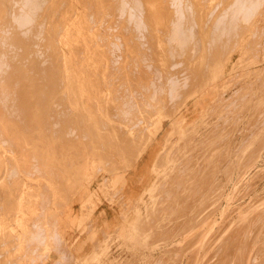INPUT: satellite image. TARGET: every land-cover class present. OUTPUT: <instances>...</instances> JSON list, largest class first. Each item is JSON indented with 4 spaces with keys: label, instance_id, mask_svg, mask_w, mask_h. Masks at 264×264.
Segmentation results:
<instances>
[{
    "label": "rangeland",
    "instance_id": "374dc122",
    "mask_svg": "<svg viewBox=\"0 0 264 264\" xmlns=\"http://www.w3.org/2000/svg\"><path fill=\"white\" fill-rule=\"evenodd\" d=\"M0 1L3 22L0 21L3 24H0V55H5L0 58V67L8 65L12 51L23 52L26 37H29L27 42L33 40L41 44L42 41L43 47H51L48 48L50 51L43 49L48 54L57 52L63 55L66 69L71 66V70L81 75L91 67L95 70L96 77L84 80L89 82L88 90L94 92L91 102L97 103L95 110L90 112L94 115L85 112L89 115L84 117L86 122L88 118L94 121L83 123L84 111L73 110L66 99L73 89L68 94L63 83H59L57 91L66 99L57 111L59 119L54 123L43 122V129L39 132H28L21 140L25 143L23 151L14 155L13 166L0 162L3 173L0 186L6 184L5 189L0 190V226L7 231L0 232V264H264V203L252 214L242 215L250 206L264 202V0H248L249 3L247 0H139L145 9L135 0L139 7H133H138V11L132 8V4L136 5L134 0L132 3L125 0L130 4L124 1L132 9H126L123 0H118L117 4L113 3L114 0H103L106 4L102 0H72L71 14H65L69 0H57L54 7L52 0H41L46 3L45 7L37 0H28V3H24L27 0L22 3L23 0H13L19 7L12 2L10 11L12 0ZM36 1L39 9L42 7L40 14L36 10ZM29 2L36 3V9ZM23 3L27 6L24 7ZM108 3L109 7H106ZM21 6L25 9L32 6L33 11L30 7V11H26L33 14L36 10L38 16L34 14L32 19L28 18ZM114 6L121 8L117 10ZM20 7L27 13H24L26 17L21 16L22 22H18L21 14L16 13ZM6 10L12 19L4 12ZM40 15L44 19L37 20H46L44 29H41L44 21L41 24L35 20ZM23 18L29 19L31 26L34 24L31 28L25 23L24 28V31L34 29L32 33L27 30L33 35H26L22 30ZM30 19L36 25L31 24ZM6 28L8 32H5ZM21 30L25 38L18 35ZM38 33L49 40H42L43 35L38 36ZM32 36H36L35 40L42 39L35 41L30 39ZM52 44L59 51L53 50ZM41 45L36 48L39 50ZM3 48H6V54ZM91 54L97 55L96 63L87 62ZM205 61L207 64L224 63L221 80H210L202 67ZM201 67L203 71H200ZM67 76L60 72V78L51 76L46 80H64ZM79 80L81 77L77 75V90L80 89ZM46 90L48 107L44 110L45 117L55 97L49 93L48 87ZM1 120L0 117V124ZM106 128L110 130L106 131ZM136 134H139L138 138H134ZM6 140L9 137L0 133V151L19 149L20 144ZM142 155L147 160L140 168ZM243 177L247 178L237 184ZM128 189L132 199L130 204L125 201H129ZM23 190H28L31 196L26 202L30 213L26 215L17 210L23 203L22 199L19 200ZM229 193L232 194L228 200L230 209L226 214L216 213L227 202L221 200L222 197ZM131 208L133 211L141 209L140 221L134 219ZM73 209H78L80 216L75 217ZM212 220L215 227L209 230L204 246H197L201 233L210 228ZM203 225L205 229H202Z\"/></svg>",
    "mask_w": 264,
    "mask_h": 264
},
{
    "label": "crops",
    "instance_id": "0c3cea01",
    "mask_svg": "<svg viewBox=\"0 0 264 264\" xmlns=\"http://www.w3.org/2000/svg\"><path fill=\"white\" fill-rule=\"evenodd\" d=\"M31 43V42H30ZM35 43V42H34ZM33 43V44H34ZM39 43V42H38ZM28 44V45H27ZM32 44V43H31ZM26 46H25V50H24V52H26V53H24V56H23V54H22V58H21V56H19V54H17V55H15V56H11V57H13V58H9V59H13V60H9L8 61V64L9 65H5L4 67H2L1 68V70H0V89L2 90V92H1V90H0V94L3 96V95H5L4 96V98L2 99V100H0V117H1V124H0V133H2V136L3 135H7L8 137H9V141L10 142H16L17 144H20V146H17V148L19 147V149L17 150H15V151H3V150H1L0 151V162L2 161V162H6V163H9V164H11V166H13V164L15 163V161H14V155H16V154H18V153H21V151H23V149H24V147H25V143H22L21 142V140L23 139V138H25L26 136H27V134H28V132H34V131H36V132H38V131H41L40 129H33L32 127L33 126H30V128H32V131H31V129L30 128H26V127H28L30 124H32L33 125V123H35L36 125H35V127H38V126H40V127H42L43 125H40V124H43V122H46V123H54V121L55 120H58L59 119V114H58V109H59V107H63V106H61V105H63V103L66 101V99H68V104L70 105V107H72L73 106V110H75V109H81L82 111H84L83 113H85V112H88L89 114H90V112H92V111H94L95 110V108L94 107H97V103L95 104V102L93 101V102H91V99H92V95H93V91L91 92V91H89L88 90V86H89V82L88 81H86V80H84V79H86V78H88L89 79V81H90V79L92 78V77H96L95 76V74H94V71L95 70H92L91 68H90V70H88V71H83V74L81 75V73H79L78 74V72H76V70H71V66H69L67 69H66V61H64V59H63V55L60 53H58L57 54V56L58 57H56V55L54 56V54H52L54 57H56L57 59H55V58H53L52 57V55L51 54H49V56H51L50 57V59H51V61H50V59H48V61L49 62H51L50 64H52V62H53V64H52V67H51V65L49 64V62L46 60L47 58L45 57V56H47L46 54H48V52L47 51H45L46 53L44 54V50H38L37 48H36V50L34 49V47H32V46H30L29 45V42L28 43H26L25 44ZM31 48V49H33V50H35V51H33V50H31V49H27V48ZM27 49V50H26ZM31 50V51H30ZM46 50H48V49H46ZM29 51V52H28ZM37 51H39V52H37ZM89 51H90V53H91V49H89ZM32 52H36V54L38 53H40V52H43L40 56L41 57H39V55H36V54H34L33 56H32ZM28 53V54H27ZM30 54V55H29ZM44 54V57L45 58H42L43 55ZM29 55V56H28ZM61 56V59L59 58L60 56ZM25 56H26V58H25ZM31 56V57H30ZM37 56H38V58H37ZM29 57V58H28ZM16 60H15V59ZM24 58V59H23ZM28 58V59H27ZM35 58H37L38 59V61H41L42 62V60L44 61V60H46V61H44V63L43 64H41L40 65V63L41 62H37V60L34 62V60H35ZM89 58V60L87 61V62H90V64L91 63H96L97 62V55H92L91 54V56L90 57H88ZM22 59V60H21ZM33 59V60H32ZM52 59H54L55 61L57 60V62H55L54 60L52 61ZM20 60V61H19ZM29 60V62H27ZM14 62V64H13V62ZM15 61H16V63H15ZM59 61H61V62H59ZM21 62L23 63V64H21ZM25 62V63H24ZM46 62V63H45ZM48 62V63H47ZM55 62V63H54ZM59 62V63H58ZM27 63H29V64H27ZM32 63H33V66L32 67H34V68H36L37 66H39V67H37V68H39V69H34V68H32L31 67V65H32ZM36 63V64H35ZM59 64V65H57V64ZM60 63H61V65H60ZM18 64V65H17ZM28 65V66H26V65ZM31 64V65H30ZM38 64V65H37ZM44 64H46V65H44ZM47 64H49V65H47ZM11 65V66H10ZM13 65V66H12ZM34 65H36V66H34ZM57 65V66H56ZM15 66V67H14ZM18 66H20V67H18ZM22 66V67H21ZM30 66V69H28V67ZM48 66H49V68L50 69H52L51 71H50V69L49 70H47L45 67H47L48 68ZM61 66V67H60ZM9 67V70L7 69ZM17 67V68H16ZM40 67H42V68H40ZM55 67H56V69H57V71L60 73V72H64V73H66V74H68V76H67V79H64L63 81V84H64V87H65V90L67 91V93L71 90V88L73 89V90H71V95H69V97L67 98L66 97V99H65V97H64V99L63 98H61V95H58L59 94V92L57 91V92H54L55 90H58V85H57V83L59 84V79L58 80H56V79H54L55 81H57V82H55V85H57L56 87H57V89H55V85H54V82H52L53 80H51V82H45V84H44V82L43 81H47V80H45V79H47L48 77H51L52 75H53V73H52V71H55L54 72V74H56L57 73V71H56V69H55ZM59 67L61 68V71H60V69H59ZM14 68V69H13ZM22 70H21V69ZM23 68H25V70L23 69ZM46 69V74H45V72H44V74H43V77H42V75H41V71L43 70V69ZM21 70V72L23 73H21L20 71H18V70ZM32 69V70H31ZM33 69H34V74H35V77L37 78V77H39V73H40V78H37V79H39L38 81H36V78L34 79V74L32 73V71H33ZM42 69V70H41ZM44 69V70H45ZM59 69V70H58ZM17 70V71H16ZM36 70V71H35ZM38 70H39V72H38ZM25 71V72H24ZM10 72H12L11 74H10ZM17 72H18V74L19 75H21V76H19L18 74H17ZM20 72V73H19ZM27 72L29 73V74H27ZM36 72L38 73L37 75H36ZM51 72V73H50ZM88 73L87 74V76L85 75V73ZM16 73V74H15ZM50 73V74H49ZM27 74V75H26ZM52 74V75H51ZM58 74V73H57ZM57 74H56V76H57ZM2 75H3V77L6 75V78L4 77V79H8V80H10V81H8V80H4L3 78H1L2 77ZM30 75V76H29ZM49 75V76H48ZM77 75L78 76H80L81 77V80H79V85H80V89L79 90H77L76 88H75V80H76V77H77ZM89 75V76H88ZM92 75V76H91ZM94 75V76H93ZM9 76V77H8ZM14 76H15V78H14ZM17 76H19V77H17ZM27 76V77H26ZM31 76H32V78H31ZM44 76H45V78H44ZM46 76H48L47 78H46ZM58 76H60V74H58ZM57 76V77H58ZM23 77H24V80L22 81V82H20V79L22 80L23 79ZM53 77V76H52ZM16 78H19V79H16ZM29 78H31V79H29ZM44 80H43V79ZM54 78H56L55 77V75H54ZM17 80H18V82H17ZM27 81L26 82V84H21V83H23L24 81ZM33 80V81H32ZM41 80H42V82H41ZM5 81V82H4ZM34 81H36L35 82V84H34ZM62 80H60V82H61ZM11 82V83H10ZM36 86V88L34 87V85H32V83ZM39 82H41L42 84H40ZM7 83V84H6ZM14 83V84H13ZM25 83V82H24ZM39 83V84H38ZM49 83H50V86H49ZM18 84H19V86H20V88H19V86H18ZM24 85V86H26V88L25 87H23V86H21V85ZM32 85L36 90L34 91V88H32V86L30 87L29 85ZM53 84V85H52ZM72 84H73V86H72ZM86 84H87V86H86ZM5 85H6V87H5ZM9 85V86H8ZM13 87H12V86ZM15 85V86H14ZM39 85V86H38ZM44 85V86H43ZM51 85H52V87H51ZM44 87V89H41V88H43ZM22 87H23V91L21 90L22 89ZM39 87V88H38ZM50 88L49 90H50V92L49 93H51V92H53L52 93V95H54L55 97L51 100V102H52V107L54 108V106H55V110L52 108H47L48 109V111H50L49 113H47L48 115H46V117H45V115H44V112L45 111H43V110H46V107H47V104H46V92H47V90H46V88ZM54 87V88H53ZM6 88H7V90H6ZM9 88V89H8ZM12 88V89H11ZM17 90H16V89ZM24 88H25V90H24ZM53 88V89H52ZM19 89V90H18ZM10 90V91H9ZM21 90V92H19ZM26 90H29V91H26ZM32 90H33V92H32ZM52 90H54V91H52ZM6 91H8V92H6ZM12 91V92H11ZM37 91H39L38 92V95H36L37 94ZM43 93H42V92ZM27 92H30L29 94L27 93ZM45 92V93H44ZM9 93V94H8ZM17 93V94H16ZM26 93V94H25ZM40 93H42L41 95H39ZM56 93H58L57 95H56ZM25 94V95H24ZM32 94H35V95H32ZM44 94V95H43ZM69 94V93H68ZM29 95H31V96H29ZM43 95V96H42ZM7 96V97H6ZM8 96H9V98H8ZM16 96H17V98H16ZM19 96V97H18ZM27 97V99L28 100H30V101H32V102H30V101H28L29 102V104L27 103H25L24 102V100L26 99L25 97ZM37 99L36 100V102H38V103H36V105L35 104H33L34 103V101H35V99H34V97ZM58 96V97H57ZM12 97H13V99H12ZM31 97V98H30ZM2 97H0V99H1ZM5 98L7 99V101H8V103L6 104V100H5ZM21 98H24L23 100H21ZM40 98H42V99H40ZM56 98V99H55ZM72 100H70V99ZM8 99H10V100H8ZM20 99V100H19ZM26 99V100H27ZM55 99V100H54ZM61 99V100H60ZM43 100V101H42ZM62 100H63V102H62ZM2 101V102H1ZM41 101V102H40ZM58 101V102H57ZM14 102H16V103H14ZM43 102V103H42ZM72 102V103H71ZM6 104V106L4 107V105ZM9 103H11V104H9ZM27 105V106H30V108L28 107V110H26L27 108V106L26 107H24V105L25 104ZM32 105H31V104ZM40 103V104H39ZM45 103V104H44ZM59 103L61 104L59 107H58V105H59ZM1 104H4V105H1ZM16 106H15V105ZM10 107H8V106ZM14 107H13V106ZM21 105V106H20ZM35 105V106H34ZM38 105V106H37ZM39 105H42V106H39ZM57 105V106H56ZM79 105V106H78ZM32 106H34L33 108H32ZM37 106V108L36 109H34L35 107ZM57 107H58V109H57ZM2 108V109H1ZM3 108H5V109H3ZM13 108V109H12ZM21 108H23V109H21ZM26 108V109H25ZM39 108V109H38ZM44 108V109H43ZM94 108V109H93ZM20 109V110H19ZM90 109V110H89ZM2 110H3V112H2ZM10 111V113H9V111ZM23 110V111H22ZM25 110H26V112H28V116H30V118L29 117H27V115L25 116V115H23V114H27L26 112H25ZM34 110V111H33ZM35 110H37L38 111V113H39V115H38V113H37V111H36V113H37V116H38V118H39V120H38V118H37V116H35ZM57 110V111H56ZM8 111V112H7ZM12 111V112H11ZM31 111V112H30ZM90 111V112H89ZM21 114H19V113ZM35 114H34V113ZM16 113H18V115H20V116H18ZM30 113V114H29ZM32 113V114H31ZM4 114V115H3ZM5 114H8L7 116L5 115ZM88 114V115H89ZM55 115V116H54ZM86 113H85V115L84 116H81V121L83 122V123H85V124H87V122L88 123H91V122H93L94 120H92V119H90V118H88V121L87 122H85V119H84V117H86V116H88ZM91 116H93L92 114H90ZM4 116H5V118H7V121H5L6 119H4ZM16 116V117H15ZM17 116L19 117L18 119H17ZM22 116H25V117H23L22 118ZM33 116H35V118L33 117ZM49 116H51L50 118H49ZM54 116V117H53ZM58 117V119H57V117ZM8 117L10 118V119H8ZM32 117V118H31ZM34 118V119H33ZM49 118V119H48ZM87 118V117H86ZM37 120V121H35V122H32V121H34V120ZM51 119V120H50ZM53 119V120H52ZM11 120V121H10ZM14 120H16V121H14ZM26 121V123L27 124H24L22 121ZM10 121V122H9ZM40 121V122H39ZM14 122V123H13ZM22 122V123H21ZM12 125H11V124ZM38 123V124H37ZM40 123V124H39ZM15 124V125H14ZM23 124V125H22ZM9 125H11V126H9ZM25 125V126H24ZM28 125V126H27ZM15 127H17V129L15 128ZM22 128H23V131H22ZM39 128V127H38ZM21 129V130H20ZM26 130V131H25ZM10 131H11V133H10ZM15 131V132H14ZM17 131V132H16ZM19 131H21L22 132V134L19 132ZM25 131V132H24ZM28 131V132H27ZM36 132H34V133H36ZM16 135H15V134ZM19 133H20V135H19ZM23 133H25V134H23ZM12 134L14 135V136H12ZM91 135V134H90ZM17 136V137H16ZM91 136H96L97 137V135H91ZM16 137V138H15ZM10 138H11V140H10ZM17 138H19V139H17ZM17 139V140H16ZM8 141V142H9ZM21 147H22V149H21ZM18 151V152H17ZM3 173H0V175H2ZM4 185V187H0V190H4L5 189V187H6V184H3ZM29 191L27 190V191H24L23 190V192L22 193H20L19 194V200H21L22 199V201H23V203H22V206L20 205L19 207H17V210L19 211H21V212H23V214L24 215H26L27 213H30V210L28 209V207H27V199H29L31 196L29 195V193H28ZM72 214L75 216V217H78L77 215H79L80 216V212H79V210L77 209V210H72ZM63 215H64V213H63ZM17 223H19V221L17 222ZM3 226H0V232H2L3 231ZM3 232H7V231H3ZM9 233V232H8Z\"/></svg>",
    "mask_w": 264,
    "mask_h": 264
},
{
    "label": "bare ground",
    "instance_id": "6f19581e",
    "mask_svg": "<svg viewBox=\"0 0 264 264\" xmlns=\"http://www.w3.org/2000/svg\"><path fill=\"white\" fill-rule=\"evenodd\" d=\"M4 1H5V0H4ZM4 1H3V3L5 4ZM15 1H16V0H15ZM17 1H18V0H17ZM17 1H16V2H17ZM19 1H20V0H19ZM24 1H25V0L21 1L20 3L24 2ZM30 1H35V0H30ZM37 1H40V2H41V0H37ZM37 1H36L37 4L34 3V2H33V3H32V2H29V4H30V3H31L32 5L34 4V8H35V4H36V5H38V9H39V2H37ZM47 1H48V0H47ZM67 1H68V0H67ZM73 1H75V0H73ZM73 1H72V0H69V2H68L69 5H68V7H67L68 9L65 11V14H68V13L71 14V3H70V2H73ZM87 1H89V0H87ZM90 1H91V0H90ZM93 1H94V0H93ZM93 1H92V2H93ZM102 1H103V0H102ZM117 1H118V0H116V2H115V0H114L113 3H116V4H117ZM121 1H122V0H121ZM124 1H125V0L122 1V2L124 3V5H125V2H126V3H129V1H128V2H127V1L124 2ZM134 1H135V0H134ZM136 1H137V0H136ZM136 1H135V2H136ZM158 1H159V0H158ZM163 1H164V0H163ZM179 1H180V0H179ZM192 1H193V0H192ZM232 1H233V0H232ZM244 1H245V0H244ZM0 2H1V1H0ZM7 2H8V1H7ZM9 2H10V0H9ZM12 2H13L14 4H16V3L12 0V1L10 2V5L12 4ZM48 2H49V1H48ZM51 2H52V5H53V7H54L55 4L57 3V0H52ZM62 2H63V1H62ZM85 2H86V1H85ZM106 2H109V1L106 0ZM111 2H112V1H111ZM118 2H120V1H118ZM138 2H139V0H138ZM140 2H141V4H143L142 1H140ZM140 2H139V5L142 7L143 5H141ZM166 2H167V1H166ZM172 2H173V1H172ZM222 2H223V1H222ZM235 2H236V1H235ZM245 2H246V1H245ZM245 2H244V3H245ZM247 2H248V0H247ZM251 2H252V1H250V3H251ZM1 3H2V2H1ZM20 3H19V5H20ZM24 3H28V0H27L26 2H24ZM24 3H23V6L26 7L27 5H26V4L24 5ZM41 3H43V1H42ZM41 3H40V4H41ZM64 3H65V1H64ZM83 3H84V2H83ZM90 3H91V2H90ZM100 3H101V1H100ZM103 3H105V1H103ZM131 3H132V0H131ZM164 3H165V2H163V4H164ZM175 3H176V2H175ZM177 3L179 4V2H177ZM184 3H185V2H184ZM223 3H224V2H223ZM242 3H243V2H242ZM248 3H249V2H248ZM253 3H254V1H253ZM253 3H252V4H253ZM14 4H13V5H14ZM45 4H46V3H45ZM45 4L43 3V4H42V7L47 6V5H45ZM47 4H48V3H47ZM105 4H106V3H105ZM109 4H110V3H108V6H106V5H105V6H106V7H109ZM118 4H119V3H118ZM129 4H130V3H129ZM129 4H126L127 6L125 5V6H126V9H127V7H128L129 9L131 8L130 6H128ZM158 4H159V3H158ZM199 4H200V3H199ZM203 4H204V3H203ZM231 4H232V2H231ZM236 4H237V2H236ZM238 4H241V3H238ZM10 5H9V6H10ZM16 5H17V7H19L18 4H16ZM16 5L13 6V7H14V10L16 9ZM21 5H22V4H21ZM43 5H45V6H43ZM87 5H88V3H87ZM120 5H121V4H120ZM133 5H134V7H135V6H138L137 2H136V5H135V4H132V8H134ZM160 5H161V3H160ZM183 5H184V4H183ZM185 5H186V4H185ZM232 5H233V4H232ZM232 5H231V6H232ZM243 5H244V4H242V6H243ZM249 5H250V4H249ZM255 5H256V4H255ZM255 5H253V7H254ZM0 6L2 7V5H0ZM3 6L5 7V5H3ZM23 6H21V7H23ZM40 6H41V5H40ZM64 6L66 7V3H65ZM121 6H122V8H123V4H122ZM125 6H124V7H125ZM169 6H170V5H169ZM188 6H190V5H189V2H187V7H188ZM199 6H200V5H199ZM246 6H247V5H246ZM246 6H245V7H246ZM256 6H257V5H256ZM21 7L19 8V10L22 9ZM24 7H23V8H24ZM29 7H30V6H29ZM29 7H27L28 9H25V8H24V11H26V10L28 11V10H29ZM31 7H32V6H31ZM31 7H30V8H31ZM42 7H41V8H42ZM48 7H49V6H48ZM48 7H47V8H48ZM90 7H91V6H90ZM92 7H93V6H92ZM111 7H112V5H111ZM114 7L117 8V10H118L120 6H114ZM138 7H139V6H138ZM138 7H137V9L139 10ZM175 7H176V6H175ZM234 7H235V6H234ZM5 8H7V7H5ZM41 8H40V9H41ZM63 8H64V7H63ZM120 8H121V7H120ZM132 8H131V9H132ZM143 8H144V6L142 7V9H143ZM224 8H225V7H224ZM230 8H231V7H230ZM230 8H229V10L231 11ZM240 8H241V7H240ZM243 8H244V6H243ZM243 8H242V9H243ZM258 8H259V7H258ZM0 9H1V8H0ZM3 9H4V8H3ZM3 9H2V10H3ZM11 9H12V5H11L10 9H8V10L10 11ZM35 9H36V8H35ZM38 9H36V10L39 12L40 9H39V10H38ZM50 9H51V8H50ZM52 9H53V8H52ZM52 9H51V10H52ZM92 9H93V8H92ZM112 9H113V8H112ZM123 9H124V8H123ZM134 9H136V8H134ZM137 9H136V10H137ZM140 9H141V8H140ZM144 9H145V8H144ZM178 9H179V8H178ZM183 9H184V7H183ZM227 9H228V8H227ZM232 9H233V7H232ZM255 9L257 10V8H255ZM2 10H1V11H2ZM17 10H18V8H17ZM17 10H16V11H17ZM19 10H18L17 12H16V11H13V13L16 12V13L19 14V15L21 14V15L19 16V15H16V13H15L16 16H19V17H20V19H21V16H22V17H26V14H27L28 12L26 11V12H27V13H26V12L20 10L21 12H23V14H22V13H20ZM31 10H32V8H31ZM36 10H35V11H36ZM46 10H47V9H46ZM87 10H88V8H87ZM109 10H110V9H109ZM117 10H116V12H117V14H118L119 12H118ZM138 10H137V11H138ZM169 10H170V9H169ZM181 10H182V9H181ZM236 10H237V9H236ZM240 10H241V9H240ZM9 11L6 10V11H4V12H7L8 14L6 13V15H9ZM29 11H30V10H29ZM32 11H33V10H32ZM35 11H34L33 14H32V13L30 14V12H29L28 14H30V16H28V14H27V17L29 18V17H31V15L33 16L34 14H36L37 11H36V12H35ZM52 11H53V10H52ZM91 11H92V10H91ZM107 11H108V10H107ZM107 11H106V12H107ZM113 11H115V10H113ZM140 11H141V10H140ZM140 11H139V12H140ZM234 11H235V10H234ZM244 11H245V10H244ZM247 11H248V10H247ZM247 11H246V12H247ZM18 12H19V13H18ZM46 12H47V11H46ZM62 12H63V10H61V13H62ZM108 12H109V11H108ZM120 12L122 13V11H120ZM139 12H138V13H139ZM187 12H188V11H187ZM223 12H224V11H223ZM236 12H238V11H236ZM236 12H235V13H236ZM252 12H253V11H252ZM0 13H2V12H0ZM24 13H26V14H24ZM42 13H43V12H41V14H42ZM48 13H49V12H48ZM124 13H125V12H124ZM142 13H143V12H142ZM161 13H162V12H161ZM161 13H159V14H161ZM173 13H174V12H173ZM175 13H176V12H175ZM178 13H179V12H178ZM184 13H185V12H184ZM231 13H232V12H231ZM243 13H245V12H243ZM243 13H242V14H243ZM247 13H248V12H247ZM38 14H40V12H39ZM107 14H108V13H107ZM122 14H123V13H122ZM129 14H131V13H129ZM129 14H128V15H129ZM134 14H136V13H134ZM134 14H131V15L133 16ZM179 14H180V13H179ZM179 14H177V15L179 16ZM187 14H188V13H187ZM190 14H191V13H190ZM193 14H194V13H193ZM225 14H226V12H225ZM0 15H1V14H0ZM4 15H5V14H4ZM4 15H3V16H4ZM6 15H5V16H6ZM15 15H14V16H15ZM53 15H54V14H53ZM55 15H56V14H55ZM57 15H58V14H57ZM72 15H73V14H72ZM72 15H70L69 19L72 18V17H71ZM87 15H88V14H87ZM90 15H91V14H90ZM99 15H100V13H99ZM112 15H113V13H112ZM124 15H125V14H124ZM182 15H183V14H182ZM188 15H189V14H188ZM229 15H230V14H229ZM233 15H234V14H233ZM233 15H232V19H233ZM5 16H4V17H5ZM9 16H10V15H9ZM9 16H6V17H9ZM34 16H38V15L36 14V15H34ZM91 16H92V15H91ZM115 16H116V15H115ZM193 16H195V15H193ZM222 16H223V15H222ZM239 16H240V15H239ZM41 17L43 18V16L40 15V17H36L35 20L40 22L39 19H40ZM45 17H46V16H45ZM52 17H53V16H52ZM86 17H87V16H86ZM124 17H125V16H124ZM129 17H130V15H129ZM137 17H138V16H137ZM145 17H146V15H145ZM187 17H189V16H187ZM196 17H197V16H196ZM196 17H195V18H196ZM230 17H231V15H230ZM230 17H229V19H230ZM243 17H244V16H243ZM247 17H248V16H247ZM0 18H1V17H0ZM13 18H14V17H13ZM32 18H33V17H31V19H32ZM37 18H39V19L37 20ZM56 18H57V17H56ZM90 18H91V17L89 16V21L91 20ZM104 18H105V17H104ZM106 18H107V17H106ZM121 18H122V17H121ZM134 18H135V16H134ZM134 18H133V19H134ZM158 18H159V17H158ZM220 18H221V17H220ZM244 18H245V17H244ZM248 18H249V17H248ZM9 19H12V17L10 16ZM9 19H8V21H9ZM17 19H18V18H17ZM23 19H24V18H23ZM31 19H30V21H32L31 24L35 23L34 20H31ZM43 19H44V18H43ZM43 19H41V21H42ZM46 19H47V18H46ZM49 19H50V18H49ZM86 19H88V17H87ZM113 19H114V18H113ZM125 19H128V21H129L130 18H125ZM133 19H132V20H133ZM151 19L153 20V18H151ZM160 19H162V18H160ZM229 19H228V20H229ZM234 19H235V18H234ZM241 19H242V16H241ZM246 19H247V18H246ZM1 20H2V19H0V21H1ZM6 20H7V18H6ZM6 20H4V21L7 22V24H8L9 22L6 21ZM28 20H29V19H28ZM28 20L26 21V18L23 20V22L25 21L24 24L22 23L23 26H24V27H22V28H23V29H22L23 31H24V28H26V27H25V26H26L25 23L28 24V25H30ZM108 20H109V19H108ZM119 20H120V19H119ZM119 20H117V21H119ZM130 20H131V19H130ZM180 20H181V19H180ZM182 20H183V19H182ZM182 20H181V21H182ZM184 20H186V19H184ZM208 20H209V19H208ZM220 20H221V19H220ZM230 20H231V19H230ZM247 20H248V19H247ZM14 21H15V19H14ZM43 21H44V20H43ZM43 21H42V22H43ZM48 21H49V20H48ZM146 21H147V20H146ZM175 21H176V20H175ZM187 21H188V20H187ZM192 21H193V19H192ZM231 21H232V20H231ZM237 21H238V20H237ZM241 21H242V20H241ZM249 21H250V20H249ZM5 22H4V24H6ZM15 22H16V21H15ZM15 22H14V23H15ZM18 22H22V19H21L20 21H18ZM39 22H38V23H39ZM42 22H40V23L42 24ZM45 22H46V20H45L44 23L42 24V25H43L42 28L39 27V29H40V28H41V29H44L43 27H45V25H46ZM49 22H50V21H49ZM54 22H55V20H54ZM93 22H94V21H93ZM144 22H145V21H144ZM168 22H169V21H168ZM173 22H174V21H173ZM184 22H185V21H184ZM189 22H191V21L189 20ZM246 22H247V21H246ZM1 23H3V22L1 21ZM1 23H0V24H1ZM55 23H56V22H55ZM91 23H92V22H91ZM91 23H89V24H91ZM105 23H106V21H105ZM121 23H122V22H121ZM130 23H131V22H130ZM136 23H138V22H136ZM164 23H165V22H164ZM186 23H187V22H186ZM232 23H233V22H232ZM15 24H16V23H15ZM19 24H20V23H19ZM19 24H18V25H19ZM41 24H40V26H41ZM106 24H107V23H106ZM114 24H115V23H114ZM123 24H124V23H123ZM179 24H180V23H179ZM182 24H183V23H182ZM1 25H3V24H1ZM12 25H13V24H12ZM18 25H17V26H18ZM33 25H34V24H33ZM33 25H32V26L30 25L31 28L33 27ZM35 25H36V23H35ZM101 25H102V23H101ZM104 25H105V24H104ZM111 25H112V24H111ZM126 25H127V24H126ZM135 25H136V24H135ZM150 25H151V24H150ZM211 25H212V24H211ZM220 25H221V24H220ZM8 26H9V24H8ZM8 26H7V27H8ZM20 26H22V25H20ZM20 26H19V27H20ZM38 26H39V24H38ZM128 26H129V25H128ZM144 26H145V24H144ZM162 26H163V25H162ZM162 26H161V27H162ZM185 26H186V25H185ZM185 26H184V27H185ZM232 26H233V25H232ZM0 27H1V26H0ZM27 27H29V26H27ZM102 27H103V26H102ZM107 27H108V26H107ZM114 27H115V26H114ZM116 27H117V24H116ZM149 27H150V26H149ZM168 27H169V26H168ZM178 27H179V26H178ZM224 27H225V26H224ZM243 27H244V26H243ZM36 28H38V27L35 26V29H36ZM233 28H234V27H233ZM237 28H238V27H237ZM244 28H245V27H244ZM9 29H10V28H9ZM18 29H19V28H18ZM18 29L16 28V30H18ZM20 29H21V27H20ZM20 29H19V30H20ZM29 29H30V28H29ZM39 29H38V30H39ZM60 29H61V27H60ZM115 29H116V28H115ZM126 29H127V27H126ZM130 29H131V28H130ZM185 29H186V28H185ZM209 29H210V28H209ZM226 29H228V27H227ZM6 30H7V31H5V32H8V29H7V28H6ZM11 30H12V29H11ZM14 30H15V29H14V25H13V31H14ZM22 30H21V31H22ZM27 30H28V29H27ZM27 30H26V31H27ZM32 30L35 31L34 29H32ZM32 30H31V31H32ZM131 30H132V29H131ZM162 30H163V29H162ZM176 30H177V29H176ZM180 30H181V29H180ZM243 30H244V29H243ZM0 31H1V29H0ZM2 31H3V30H2ZM23 31H22L21 33H20V31H18V32L20 33V34H19V33L17 32L18 35H19V36L21 35V37H22ZM26 31H24V33H25L26 35H33V34H31L32 32H31L30 30H28V31L31 32V33L29 32L30 34L28 33V31H27V33H28V34H27ZM39 31H40V30H39ZM50 31H52V30H50ZM57 31H58V29H57ZM108 31H110V30H108ZM139 31H140V29H139ZM142 31H143V30H142ZM145 31H146V30H145ZM159 31H160V30H159ZM188 31H189V30H188ZM188 31H187V32H188ZM218 31H219V30H218ZM9 32H10V31H9ZM37 32H38V31H37ZM134 32H135V31H134ZM165 32H166V31H165ZM168 32H169V31H168ZM223 32H224V31H223ZM226 32H227V31H226ZM0 33H2V32H0ZM11 33H12V31H11ZM42 33H43V32H42ZM106 33H107V32H106ZM185 33H186V32H185ZM202 33H203V32H202ZM34 34H35V33H34ZM39 34H40V33H38V36H40V35L42 36V35H43V38H44V39H42L41 37H38L37 40H39V38H40V40H41V39H42V40H45V39H46V36H45L44 34H40V35H39ZM58 34H59V33H58ZM162 34H163V33H162ZM165 34H166V33H165ZM169 34H170V33H169ZM224 34H226V33H224ZM227 34H228V33H227ZM0 35H1V34H0ZM3 35H4V33H3ZM16 35H17V34H16ZM35 35H37V33H36ZM131 35H132V33H131ZM137 35H138V34H137ZM143 35H144V34H143ZM230 35H231V34H230ZM12 36H13V35H12ZM19 36H18V37H19ZM123 36H124V35H123ZM144 36H145V35H144ZM0 37H1V36H0ZM5 37H6V36H5ZM16 37H17V36H16ZM16 37L14 36L15 39H18V38H16ZM25 37H26V36H25ZM25 37H24V35H23L22 38H25ZM35 37H36V36H35ZM35 37L32 36L30 39H33V38H34V40H35ZM55 37H57L56 34H55ZM55 37H53V38L55 39ZM138 37H139V36H138ZM147 37H148V36H147ZM172 37H173V36H172ZM174 37H176V36H174ZM184 37H185V36H184ZM217 37H218V36H217ZM9 38H10V36H9ZM22 38H20V41L23 40ZM28 38H29V37H28ZM28 38L26 37V39H25V42H26V43H28V42H27V41H28V40H27ZM166 38H167V37H166ZM189 38H190V37H189ZM206 38H207V37H206ZM228 38H229V36H228ZM1 39H2V37H1ZM4 39H5V38H4ZM4 39H3V40H4ZM12 39H13V38H12ZM123 39H124V38H123ZM172 39H173V38H172ZM219 39H220V38H219ZM3 40H2V41H3ZM9 40H10V39H9ZM26 40H27V41H26ZM37 40H35V41H37ZM46 40H47V39H46ZM48 40H49V39H48ZM48 40H47V41H48ZM110 40H111V39H110ZM128 40H129V39H128ZM136 40H137V39H136ZM141 40H142V39H141ZM166 40H167V39H166ZM175 40H176V39L174 38V41H175ZM177 40H178V39H177ZM185 40H186V39H185ZM7 41H8V39H7ZM29 41H31V43H32L33 46H35L34 44L37 45V43H38V41H37V43H36V42L34 43L33 40H29ZM50 41H51V40H50ZM54 41H55V40H54ZM169 41H170V40H169ZM220 41H221V39H220ZM3 42H6V41H3ZM10 42H12V41H10ZM10 42H7V43H10ZM13 42H16V40H14ZM44 42H45V41H44ZM44 42H43V43H44ZM129 42H130V41H129ZM138 42H139V41H138ZM210 42H211V41H210ZM218 42H219V40H218ZM18 43H19V42H17V44H18ZM31 43L29 42V45H30V46H32ZM33 43H34V44H33ZM39 43H40V42H39ZM39 43H38V44H39ZM51 43H52V42H51ZM54 43H55V42H54ZM132 43H133V42H132ZM183 43H184V42H183ZM216 43H217V42H216ZM0 44H1V43H0ZM4 44H5V43H4ZM12 44H13V43H12ZM19 44H20V43H19ZM21 44H22V43H21ZM41 44H42V41H41ZM41 44H39V45H41ZM130 44H131V43H130ZM138 44H139V43H138ZM171 44H172V42H171ZM174 44H176V43H174ZM187 44H188V43H187ZM207 44H208V43H207ZM6 45H7V46H10V44H6ZM6 45H5V47H7ZM27 45H28V44H27ZM39 45H38V46H35L34 49L36 50V47L39 48V47H40ZM44 45H45V44H44ZM47 45H49V43H47ZM47 45H46V46H47ZM127 45H128V43H127ZM139 45H140V44H139ZM151 45H152V44H151ZM176 45H177V44H176ZM24 46H25V45H24ZM51 46H52V49H53V50H54V49L56 50L57 47H56V48H53V46H55V44H52ZM110 46H113V45H110ZM119 46H121V45H119ZM131 46H132V44H131ZM172 46H173V45H172ZM10 47H11V46H10ZM10 47H9V48H10ZM22 47H23V46H22ZM42 47H43V46L41 45V48H40V49L43 50V49L45 48V46H44L43 48H42ZM73 47H74V46H73ZM115 47H116V46H115ZM115 47H114V48H115ZM136 47H137V46H136ZM0 48H1V47H0ZM14 48H15V46H14ZM48 48H51V47L49 46ZM48 48H45V49H48ZM74 48H75V47H74ZM116 48H117V47H116ZM119 48H121V47H119ZM5 49H6V48H5ZM5 49L3 48V50H5ZM11 49H12V47H11ZM11 49H10V50H11ZM27 49H31V48L28 47ZM27 49H26V50H27ZM40 49H39V50H40ZM76 49H77V48H76ZM76 49H75V50H76ZM133 49H134V48H133ZM182 49H183V47H182ZM17 50H18V49H17ZM24 50H25V49H22V51H23L22 53H20L21 51H19V50H18V51H12L11 53H12L13 56L19 54V56H21V58H22V54H23V56H24V53H26V52H24ZM31 50H33V49H31ZM31 50H30V51H31ZM35 50H33V51H35ZM42 50H41V51H42ZM169 50H170V49H169ZM169 50H168V51H169ZM204 50H205V48H204ZM1 51H2V49H1ZM47 51H50V49L47 50ZM56 51H59V50H56ZM138 51H139V50H138ZM146 51H147V50H146ZM163 51H164V50H163ZM168 51H167V52H168ZM170 51H171V50H170ZM4 52H5V54L7 53L6 50H5ZM4 52H2V53L4 54ZM28 52H29V51H28ZM37 52H39V51H37ZM43 52H44V54L46 53L45 50H44ZM43 52H40L39 54L41 55ZM206 52H207V51H206ZM206 52H205V53H206ZM8 53H10V52H8ZM33 53H34V52L31 53L32 56H33L34 54H36V52H35L34 54H33ZM56 53H57V52H56ZM56 53L54 52V56H55ZM0 54H1V52H0ZM27 54H28V53H27ZM39 54L37 53L36 55H39ZM44 54L42 55V56H43L42 58H45V57L47 58V57H48V58L46 59V60L48 61V59H50V57H51V56H49L50 53H49V54H46L47 56H45V57H44ZM52 54H53V53H51V55H52ZM228 54H229V53H228ZM248 54H249V53H248ZM1 55H2V54H1ZM1 55H0V58H2V57L5 56V55H4V56L1 57ZM7 55H8V54H7ZM9 55H10V54H9ZM12 55H11V56H12ZM29 55H30V54H29ZM29 55H28V56H29ZM40 55H39V57H41ZM111 55H112V54H111ZM137 55H138V54H137ZM146 55H147V54H146ZM168 55H169V54H168ZM11 56H10V58H13V57H11ZM34 56H35V55H34ZM54 56L52 55L53 58L57 59V58H56V57H58L57 54H56V57H54ZM59 56H60V55H59ZM169 56H170V55H169ZM213 56H214V55H213ZM8 57H9V56H8ZM8 57H7V58H8ZM30 57H31V56H30ZM35 57H36V56H35ZM138 57H140V56H138ZM25 58H26V56H25ZM28 58H29V57H28ZM28 58H27V59H28ZM37 58H38V56H37ZM37 58H35L34 62H35L36 60H37V62H41V61H38ZM59 58L61 59V56H60ZM111 58H112V57H111ZM115 58H116V57H115ZM136 58H137V57H136ZM141 58H142V57H141ZM146 58H147V56H146ZM146 58H144V59H146ZM171 58H172V57H171ZM14 59H15V58H14ZM23 59H24V58H23ZM204 59H205V57H204ZM2 60H3V59H2ZM5 60H6V59H5ZM8 60H13V59H8ZM15 60H16V59H15ZM21 60H22V59H21ZM32 60H33V59H32ZM46 60H44V61H46ZM53 60H54V59H52V61H53ZM57 60H58V59H57ZM57 60H56V61L54 60V61L57 62ZM111 60H112V59H111ZM122 60H123V59H122ZM128 60H129V59H128ZM213 60H214V59H213ZM19 61H20V60H19ZM44 61L42 60L43 63H44ZM50 61H51V59H50ZM114 61H115V60H114ZM114 61H113V62H114ZM12 62H13V61H12ZM27 62H29V60H28ZM42 62L40 63V65L43 64ZM48 62H49V61H48ZM48 62H47V63H48ZM55 62H54V63H55ZM59 62H61V61H59ZM59 62H58V63H59ZM115 62H116V61H115ZM133 62H134V61H133ZM136 62H137V61H136ZM143 62H144V61H143ZM205 62H206V61H205ZM219 62H220V61H219ZM1 63H2V62H1ZM15 63H16V61H15ZM24 63H25V62H24ZM45 63H46V62H45ZM50 63H51V62H49V64H50ZM207 63H208V61H207L206 63L203 62V64H202L203 66H202V67H204L205 71H207V74H208L210 80L213 79L215 82H218L219 80H221L222 78H220V76H222V75H221V74H222L221 72H222V70H223L224 63L221 62L222 64H220V65H219V63H216V64H212V63L207 64ZM6 64H8V63H6ZM13 64H14V62H13ZM21 64H23V63L21 62ZM27 64H29V63H27ZM35 64H36V63H35ZM49 64H47V65H49ZM52 64H53V62H52ZM52 64H50L51 67H52ZM56 64H57V63H56ZM112 64H113V63H112ZM135 64H136V63H135ZM166 64H167V63H166ZM174 64H175V63H174ZM205 64H206V65H205ZM8 65H9V64H8ZM17 65H18V64H17ZM25 65H26V64H25ZM30 65H31V64H30ZM37 65H38V64H37ZM44 65H46V64H44ZM57 65H59V64H57ZM57 65H56V66H57ZM60 65H61V63H60ZM128 65H129V64H128ZM198 65H199V64H198ZM10 66H11V65H10ZM12 66H13V65H12ZM26 66H28V65H26ZM32 66H33V63H32V65H31V67H32ZM34 66H36V65H34ZM41 66H42V65H41ZM54 66H55V65H54ZM54 66H53V67H54ZM142 66H143V65H142ZM147 66H149V65H147ZM2 67H4V66H2ZM2 67H0V70H1ZM14 67H15V66H14ZM18 67H20V66H18ZM21 67H22V66H21ZM37 67H39V66H37ZM37 67H36V68L32 67V68H34V69H39V68H37ZM42 67H43V66H42ZM42 67H40V68H42ZM51 67H50V68H51ZM53 67H52V68H53ZM60 67H61V66H60ZM60 67H59V69H60V71H61V68H60ZM124 67H125V66H124ZM132 67H133V66H132ZM136 67H138V65H137ZM175 67H176V66H175ZM202 67H201V69H202ZM16 68H17V67H16ZM45 68H46L47 70L50 69L49 66H48V68H47V67H45ZM45 68H44V69H45ZM134 68H135V67H134ZM154 68H155V67H154ZM7 69L9 70V67H8ZM13 69H14V68H13ZM20 69H21V68H20ZM20 69H19L18 71L21 72L22 69H21V70H20ZM23 69L25 70V68H23ZM28 69H30V66L28 67ZM34 69H33L32 73L34 72ZM44 69H43V70L41 69V70H42V71H41V75H42V77H43L44 72L46 71V69H45V70H44ZM55 69H56V67H55ZM59 69H58V70H59ZM130 69H131V68H130ZM155 69H156V68H155ZM201 69H200V71H203V69H202V70H201ZM31 70H32V69H31ZM51 70H52V69H50V71H51ZM109 70H110V69H109ZM143 70H144V69H143ZM16 71H17V70H16ZM35 71H36V70H35ZM43 71H44V72H43ZM56 71H57V69H56ZM115 71H116V70H115ZM144 71H145V70H144ZM154 71H155V70H154ZM157 71H158V70H157ZM20 72H19V73H20ZM24 72H25V71H24ZM38 72H39V70H38ZM54 72H55V71H52L53 75L51 74V75L53 76V78H54V75H55V77H57L58 74H60V73L57 71L58 74L56 73V74H57V76H56V74H54ZM130 72H131V71H130ZM132 72H133V71H132ZM158 72H159V71H158ZM0 73H1V72H0ZM11 73H12V72H10V74H11ZM21 73H22V72H21ZM34 73H35V72H34ZM34 73H33V74H34ZM42 73H43V74H42ZM50 73H51V72H50ZM50 73H49V74H50ZM135 73H137V72L135 71ZM194 73H195V72H194ZM201 73H202V72H201ZM205 73H206V72H205ZM15 74H16V73H15ZM17 74H18V72H17ZM22 74H23V73H22ZM27 74H29V73L27 72ZM27 74H26V75H27ZM37 74H38V73L36 72V75H37ZM45 74H46V72H45ZM45 74H44V75H45ZM108 74H109V73H108ZM203 74H204V73H203ZM0 75H1V74H0ZM18 75H19V74H18ZM111 75H112V74H111ZM117 75H118V74H117ZM133 75H134V74H133ZM19 76H21V75H19ZM19 76H17V77H19ZM29 76H30V75H29ZM37 76H38V75H37ZM48 76H49V75H48ZM48 76H46V78H47ZM137 76H138V75H137ZM143 76H144V75H143ZM155 76H156V75H155ZM190 76H191V75H190ZM192 76H193V75H192ZM208 76H207V77H208ZM4 77L6 78V76H4ZM4 77H3V75H2L1 78L4 79ZM8 77H9V76H8ZM26 77H27V76H26ZM58 77L60 78V76H58ZM107 77H108V75H107ZM178 77H179V76H178ZM184 77H186V76H184ZM14 78H15V76H14ZM19 78H20V77H19ZM19 78H16V79H19ZM31 78H32V76H31ZM31 78H29V79H31ZM35 78H36V77H35V74H34V79H35ZM37 78H40V73H39V77H37ZM37 78H36V81L39 80V79H37ZM44 78H45V76H44ZM61 78H62V77H61ZM143 78H144V77H143ZM155 78H156V77H155ZM158 78H159V77H158ZM186 78H187V77H186ZM8 79H9V78H8ZM8 79H4V80H8ZM40 79H41V78H40ZM42 79H43V78H42ZM123 79H124V78H123ZM150 79H151V78H150ZM0 80H1V79H0ZM23 80H24V77H23L22 80L20 79V82H22ZM43 80H44V79H43ZM45 80H46V79H45ZM52 80H53L52 82H54V85H55V82H57V81H55L54 79H52ZM56 80H58V79H56ZM116 80H117V79H116ZM154 80H155V79H154ZM206 80L209 81V79H207V78H206ZM206 80L204 79V81H206ZM8 81H10V80H8ZM32 81H33V80H32ZM36 81H34V84H35ZM39 81H40V80H39ZM58 81H59L60 84H61V82H62V83L64 82L63 80L60 82V79H59ZM2 82H3V81H2ZM2 82H1V83H2ZM4 82H5V81H4ZM17 82H18V80H17ZM24 82H25V83H24ZM24 82L21 83V84H26L27 81L25 80ZM41 82H42V80H41ZM41 82H39V83L42 84ZM43 82H44V84H45V82L47 83V81H43ZM48 82H51V81H48ZM123 82H124V81H123ZM202 82H203V81H202ZM1 83H0V84H1ZM10 83H11V82H10ZM31 83H32V82H31ZM39 83H38V84H39ZM92 83H93V82H92ZM107 83H108V82H107ZM109 83H110V81H109ZM170 83H171V82H170ZM206 83H207V82H206ZM226 83H227V82H226ZM2 84H3V83H2ZM6 84H7V83H6ZM13 84H14V83H13ZM21 84H20V85H21ZM34 84L32 83V85H34ZM47 84H48V83H47ZM156 84H157V83H156ZM199 84H200V83H199ZM32 85L30 84L29 86L31 87ZM52 85H53V84H52ZM52 85H51V87H52ZM57 85H58V83H57ZM57 85H55V86H57ZM63 85H64V84H63ZM152 85H153V84H152ZM154 85H155V84H154ZM159 85H160V84H158V86H159ZM201 85H202V84H201ZM207 85H208V84H207ZM8 86H9V85H8ZM11 86H12V85H11ZM14 86H15V85H14ZM18 86H19V84H18ZM21 86H23V87L26 88V86H24V85H21ZM38 86H39V85H38ZM43 86H44V85H43ZM43 86H42V87H43ZM49 86H50V83H49ZM61 86H62V85H61ZM96 86H97V85H96ZM132 86L134 87V85H132ZM169 86H170V85H169ZM173 86H174V85H173ZM175 86H176V85H175ZM5 87H6V85H5ZM12 87H13V86H12ZM23 87H22V89H21L22 91H23ZM34 87L36 88L35 85H34ZM34 87L32 86V88H34ZM63 87H64V86H63ZM108 87H109V86H108ZM140 87H141V86H140ZM149 87H150V86H149ZM170 87H171V86H170ZM176 87H178V86H176ZM176 87H175V88H176ZM181 87H182V85H181ZM19 88H20V86H19ZM25 88H24V90H25ZM35 88H34V91L36 90ZM38 88H39V87H38ZM53 88H54V87H53ZM53 88H52V89H53ZM58 88H59V87H58ZM60 88H62V87H60ZM155 88H156V87H155ZM159 88H160V87H159ZM8 89H9V88H8ZM11 89H12V88H11ZM15 89H16V88H15ZM41 89H44V87L41 88ZM48 89H50V88H48ZM112 89H113V88H112ZM117 89H118V88H117ZM144 89H145V88H144ZM147 89L149 90V88H147ZM195 89H196V88H195ZM195 89H193V91H194ZM0 90H1V89H0ZM6 90H7V88H6ZM16 90H17V89H16ZM18 90H19V89H18ZM21 90H20L19 92H21ZM50 90H51V89H50ZM50 90H49V92H50ZM59 90H60V89H59ZM152 90H153V87H152ZM188 90H189V89H188ZM9 91H10V90H9ZM26 91H29V90H26ZM52 91H54V90H52ZM99 91H101V90L99 89ZM115 91H116V90H115ZM120 91H122V90H120ZM139 91H140V90H139ZM153 91H155V90H153ZM1 92H2V90H1ZM6 92H8V91H6ZM11 92H12V91H11ZM32 92H33V90H32ZM38 92H39V91H37V94H36V95H38ZM41 92H42V91H41ZM54 92H57V90H55ZM116 92H117V91H116ZM133 92H134V91H133ZM135 92H136V91H135ZM27 93L29 94L30 92H27ZM33 93H34V92H33ZM42 93H43V92H42ZM42 93H40L39 95H41ZM44 93H45V92H44ZM46 93H47V92H46ZM52 93H53V92H52ZM52 93H51V94H52ZM64 93H65V92H64ZM99 93H100V92H99ZM121 93H122V92H121ZM136 93H137V92H136ZM152 93H153V92H152ZM159 93H160V92H159ZM189 93H190V92H189ZM8 94H9V93H8ZM16 94H17V93H16ZM25 94H26V93H25ZM25 94H24V95H25ZM57 94H58V93H56V95H57ZM62 94H63V91H62ZM119 94H120V93H119ZM125 94H126V93H125ZM190 94H192V93H190ZM190 94H189V95H190ZM32 95H35V94H32ZM43 95H44V94H43ZM43 95H42V96H43ZM58 95H59V94H58ZM95 95H96V93H95ZM114 95H115V94H114ZM114 95H113V96H114ZM143 95H145V94H143ZM195 95H196V94H195ZM4 96H5V95L2 96V95L0 94V97H2L0 100H2V99L4 98ZM29 96H31V95H29ZM48 96H49V94H48ZM52 96H53V95H52ZM132 96H133V95H132ZM167 96H168V95H167ZM6 97H7V96H6ZM18 97H19V96H18ZM24 97H25V96H24ZM33 97H34V96H33ZM35 97H36V96H35ZM35 97H34L35 101H34L33 104L36 105V103H38V102H36L37 99H36ZM57 97H58V96H57ZM114 97H115V96H114ZM118 97H119V96H118ZM128 97H129V96H128ZM134 97H135V96H134ZM134 97H133V98H134ZM8 98H9V96H8ZM16 98H17V96H16ZM25 98L27 99V97H25ZM30 98H31V97H30ZM53 98H54V97H53ZM61 98L64 99V97H63L62 95H61ZM115 98H116V97H115ZM129 98H131V97H129ZM152 98H153V97H152ZM152 98H151V99H152ZM169 98H170V97H169ZM12 99H13V97H12ZM23 99H24V98H21V100H23ZM26 99L24 100V102L26 101V102L29 104L28 101H30L31 99H30V100H28V99L26 100ZM40 99H42V98H40ZM50 99H51V98H50ZM55 99H56V98H55ZM55 99H54V100H55ZM69 99H70V98H69ZM116 99H118V98H116ZM185 99H186V98H185ZM5 100L7 101L6 98H5ZM8 100H10V99H8ZM19 100H20V99H19ZM47 100H48V99H47ZM60 100H61V99H60ZM70 100H71V99H70ZM111 100H112V99H111ZM124 100H125V99H124ZM131 100H132V99H131ZM134 100H136V99H134ZM141 100H142V98H141ZM42 101H43V100H42ZM113 101H114V99H113ZM115 101H116V100H115ZM139 101H140V100H139ZM1 102H2V101H1ZM26 102H25V103H26ZM30 102H32V101H30ZM35 102H36V103H35ZM40 102H41V101H40ZM57 102H58V101H57ZM62 102H63V100H62ZM127 102H128V101H127ZM131 102H132V101H131ZM153 102H154V101H153ZM7 103H8V101L6 102V104H7ZM14 103H16V102H14ZM25 103H24V104H25ZM27 103H26V104H27ZM42 103H43V102H42ZM71 103H72V102H71ZM124 103H125V102H124ZM158 103H159V105H160V102H159V101H158ZM177 103H178V102H177ZM182 103H183V102H182ZM4 104H5V103H4ZM4 104H1V105H4ZM6 104L4 105V107L6 106ZM9 104H11V103H9ZM26 104L24 105V107L27 106ZM30 104H31V103H30ZM39 104H40V103H39ZM44 104H45V103H44ZM61 104H62V103H61ZM61 104L59 103L58 107H59ZM132 104H133V103H132ZM14 105H15V104H14ZM31 105H32V104H31ZM35 105H34V106H35ZM48 105H49V104H48ZM64 105H65V104H64ZM127 105H128V103H127ZM138 105H139V104H137V106H138ZM180 105H181V104H180ZM7 106H8V105H7ZM9 106H10V105H9ZM9 106H8V107H9ZM12 106H13V105H12ZM15 106H16V105H15ZM20 106H21V105H20ZM34 106H32V108H33ZM37 106H38V105H37ZM37 106H36L34 109H36ZM39 106H42V105H39ZM56 106H57V105H56ZM61 106H63V105H61ZM78 106H79V105H78ZM120 106H121V105H120ZM122 106H124V105H122ZM129 106H130V105H129ZM176 106H177V105H176ZM13 107H14V106H13ZM28 107L30 108V106H27V107H26L27 109H26V108H25V109L28 110ZM47 107H48V106H47ZM58 107H57V109H58ZM131 107H132V106H131ZM146 107H147V105H146ZM146 107H145V108H146ZM173 107H175V105H174ZM9 108H10V107H9ZM51 108H53V107H51ZM59 108H60V107H59ZM67 108H68V107H67ZM94 108H95V107H94ZM94 108H93V109H94ZM114 108H115V107H114ZM149 108H150V107H149ZM1 109H2V108H1ZM3 109H5V108H3ZM12 109H13V108H12ZM21 109H23V108H21ZM38 109H39V108H38ZM43 109H44V108H43ZM53 109H54V110L56 109L55 106H54ZM64 109H65V108H64ZM112 109H113V108H112ZM132 109H133V108H132ZM168 109H169V106H168ZM19 110H20V109H19ZM26 110H25V112H26ZM89 110H90V109H89ZM109 110H110V109H109ZM120 110H121V111H122V110L125 111V109H120ZM150 110H151V109H150ZM8 111H9V110H8ZM8 111H7V112H8ZM22 111H23V110H22ZM33 111H34V110H33ZM36 111H37V110H35V113H36ZM43 111H44V110H43ZM56 111H57V110H56ZM61 111H62V110H61ZM116 111H117V110H116ZM124 111H123V112H124ZM126 111H127V110H126ZM169 111H170V109H169ZM2 112H3V110H2ZM11 112H12V111H11ZM30 112H31V111H30ZM89 112H90V111H89ZM109 112L112 113L111 110H110ZM118 112H119V110H118ZM123 112H122V113H123ZM152 112L154 113V111H152ZM3 113H4V112H3ZM9 113H10V111H9ZM18 113H19V112H18ZM18 113H16V114L18 115ZM26 113H27V114H23V115H25V116L27 115V117L30 118V116H28V112H26ZM33 113H34V112H33ZM35 113H34V114H35ZM37 113H38V111H37ZM37 113L35 114V116H37ZM69 113H70V112H69ZM101 113H103V112L101 111ZM107 113H108V112H107ZM120 113H121V112H120ZM120 113H119V114H120ZM144 113H145V112H144ZM239 113H240V112H239ZM10 114H11V113H10ZM19 114H20V113H19ZM21 114H22V113H21ZM21 114H20V115H21ZM29 114H30V113H29ZM31 114H32V113H31ZM66 114H67V113H66ZM90 114H91V113H90ZM92 114H93V113H92ZM108 114H109V113H108ZM108 114H107V115H108ZM116 114H117V113H116ZM125 114H126V113H124V115H125ZM165 114H166V113H165ZM167 114L169 115V114H171V113H167ZM3 115H4V114H3ZM5 115L7 116L8 114H5ZM20 115H18V116H20ZM38 115H39V113H38ZM67 115H68V114H67ZM93 115H94V114H93ZM114 115H115V114H114ZM147 115H148V114H147ZM151 115H152V113H151ZM18 116H17V119L19 118ZM25 116H22V118L25 117ZM35 116H33V117L35 118ZM54 116H55V115H54ZM54 116H53V117H54ZM60 116H61V115H60ZM15 117H16V116H15ZM20 117H21V116H20ZM50 117H51V116H49V118H50ZM56 117H57V116H56ZM95 117L97 118V116H95ZM112 117H113V116H112ZM112 117H111V118H112ZM115 117H118V116H115ZM115 117H114V119H115ZM121 117H122V114H121ZM170 117H171V115H170ZM25 118H26V117H25ZM31 118H32V117H31ZM34 118H33V119H34ZM37 118H38V116H37ZM49 118H48V119H49ZM73 118H74V117H73ZM96 118H95V120H96ZM118 118H119V117H118ZM122 118H123V117H122ZM124 118H125V117H124ZM124 118H123V119H124ZM4 119H6L5 121H7V118H5V116H4ZM8 119H10V118L8 117ZM57 119H58V117H57ZM116 119H117V118H116ZM116 119H115V120H116ZM18 120H19V119H18ZM38 120H39V118H38ZM50 120H51V119H50ZM52 120H53V119H52ZM68 120H69V119H68ZM79 120H80V119H79ZM111 120H113V118H112ZM128 120H129V119H128ZM10 121H11V120H10ZM10 121H9V122H10ZM14 121H16V120H14ZM35 121H37V120L35 119V120L32 121V122H35ZM55 121H56V120H55ZM55 121H54V122H55ZM82 121H83V120H82ZM97 121H98V120H97ZM97 121H96V123L100 124V123L97 122ZM118 121H119V120L117 119V122H118ZM121 121H122V120H121ZM124 121H125V119H124ZM22 122H23V123L25 122L24 124H27L26 121H24V120H23ZM22 122H21V123H22ZM37 122H38V121H37ZM39 122H40V121H39ZM70 122H71V121H70ZM73 122H74V121H73ZM77 122H78V121H77ZM85 122H86V121H85ZM101 122H102V121H101ZM122 122H123V121H122ZM13 123H14V122H13ZM51 123H52V122H51ZM94 123H95V122H94ZM96 123H95L94 125H97ZM102 123H103V122H102ZM102 123H101V124H102ZM10 124H11V123H10ZM37 124H38V123H37ZM39 124H40V123H39ZM80 124H81V123H80ZM121 124H123V123H121ZM151 124H152V123H151ZM11 125H12V124H11ZM11 125H9V126H11ZM14 125H15V124H14ZM22 125H23V124H22ZM33 125H36V124L33 123ZM33 125H32V124H30L29 126L27 125L28 127H26V128H30V126H33ZM40 125H43V124H40ZM55 125H56V124H55ZM58 125H59V124H58ZM83 125H84V124H83ZM103 125H104V124H103ZM129 125H130V124H129ZM24 126H25V125H24ZM49 126H50V125H49ZM56 126H57V125H56ZM62 126H63V125H62ZM77 126H78V125H77ZM87 126H88V125H87ZM104 126H105V125H104ZM106 126H107V125H106ZM38 127H39V128H38ZM38 127L33 126L32 128H33L34 130H35L36 128H37V129H40V128L43 129V128L40 127V126H38ZM88 127H89V126H88ZM88 127H86V128H88ZM102 127H103V126H102ZM15 128L17 129V127H15ZM32 128H30L31 131H32ZM50 128H51V127H50ZM80 128H81V127H80ZM89 128H90V127H89ZM100 128H101V127H100ZM100 128H98V129H100ZM176 128H177V127L175 126V129H176ZM37 129H36V130H37ZM41 129H40V130H41ZM81 129H82V128H81ZM96 129H97V128H96ZM101 129H102V128H101ZM101 129H100V131H101ZM106 129H107V128H106ZM108 129H109V128H108ZM108 129H107L106 131H108ZM114 129H115V128H114ZM119 129H120V128H119ZM131 129H132V128H131ZM161 129H164V128L162 127ZM177 129H178V128H177ZM20 130H21V129H20ZM69 130H70V129H69ZM87 130H88V129H87ZM103 130H104V129H102V131H103ZM109 130H110V129H109ZM22 131H23V128H22ZM25 131H26V130H25ZM25 131H24V132H25ZM82 131H83V130H82ZM88 131H89V130H88ZM118 131H119V130H118ZM137 131H138V130H137ZM14 132H15V131H14ZM16 132H17V131H16ZM19 132L22 134L21 131H19ZM27 132H28V131H27ZM34 132H36V131H34ZM38 132H39V131H38ZM89 132H92V131L90 130ZM89 132H88V133H89ZM156 132H157V129H156ZM174 132H175V131H174ZM174 132H172V133H174ZM10 133H11V131H10ZM20 133H19V135H20ZM108 133H109V132H108ZM138 133H140V132H138ZM14 134H15V133H14ZM23 134H25V133H23ZM29 134H30V133H29ZM90 134H91V133H90ZM124 134H125V133H124ZM193 134H194V133H193ZM15 135H16V134H15ZM99 135H100V134H99ZM101 135H102V134H101ZM109 135H110V134H109ZM138 135H139V134H138ZM138 135H137V134L134 135V138L137 137ZM12 136H14V135L12 134ZM81 136H82V135H81ZM16 137H17V136H16ZM16 137H15V138H16ZM31 137H32V136H31ZM41 137H42V136H41ZM100 137H102V136H100ZM100 137H99V138H100ZM138 137H139V136H138ZM138 137H137V138H138ZM107 138H108V137H107ZM142 138L144 139V136H143ZM17 139H19V138H17ZM17 139H16V140H17ZM74 139H75V138H74ZM167 139H168V138H167ZM10 140H11V138H10ZM99 140H101V139H99ZM108 140H109V139H108ZM120 140H122V139L120 138ZM134 140H135V139H134ZM158 140H159V139H158ZM6 141H9V140H6ZM93 141H94V140H93ZM101 141H102V140H101ZM106 141H107V140H106ZM106 141L103 140L104 143H105ZM123 141H124V140H122V142H123ZM156 141H157V140H156ZM4 142H5V141H4ZM4 142H3V143H4ZM9 142H10V141H9ZM9 142H8V143H9ZM82 142H83V141H82ZM124 142H125V141H124ZM127 142H128V140H127ZM151 142H153V141H151ZM165 142H166V141H165ZM106 143H109V142H106ZM157 143H159V142H157ZM1 144H2V141H1ZM94 144H95V143H94ZM124 144H125V143H124ZM43 145H44V144H43ZM101 145H102V144H101ZM53 146H55V145H53ZM104 146H105V145H104ZM124 146H125V145H124ZM139 146H140V145H139ZM146 146H147V145H146ZM9 147H10V145H9ZM11 147H12V146H11ZM135 147H136V146H135ZM263 147H264V146H263ZM101 148H102V146H101ZM119 148H120V147H119ZM126 148H128V146H127ZM175 148H176V147H175ZM12 149H15V148H12ZM21 149H22V147H21ZM70 149H71V148H70ZM121 149H122V148H121ZM17 150H18V149H17ZM72 150H73V149H72ZM127 150H128V149H127ZM55 151H56V150H55ZM67 151H68V150H67ZM151 151H153V150H151ZM10 152H11V151H10ZM17 152H18V151H17ZM57 152H58V151H57ZM73 152H74V151H73ZM117 152H118V151H117ZM131 152H132V151H131ZM137 152H138V151H137ZM98 153H99V152H98ZM101 153H102V152H101ZM104 153H106V152H104ZM123 153H124V152H123ZM126 153H127V151H126ZM129 153H130V152H129ZM57 154H58V153H57ZM96 154H97V153H96ZM117 154H118V153H117ZM133 154H134V153H133ZM160 154H161V153H160ZM62 155H63V154H62ZM62 155H61V156H62ZM102 155H103V154H102ZM113 155H114V154H113ZM130 155H131V154H130ZM127 156H128V155H127ZM29 157H30V156H29ZM118 157H119V156H118ZM132 157H133V156H132ZM48 158H49V157H48ZM54 158H55V157H54ZM162 158H164L163 155H162ZM49 159H50V158H49ZM102 159H103V158H102ZM125 159H126V158H125ZM129 159H130V158H129ZM172 159H173V158H172ZM146 160H147V159L144 157V155H142V156L140 157V162H139V166H140V168H141V166L143 165V163H144ZM173 160H174V159H173ZM34 161H35V160H34ZM81 161H82V160H81ZM156 161H157V160H156ZM1 162H2V161H1ZM6 162H7V161H6ZM110 162H111V161H110ZM131 162H132V161H131ZM36 163H37V162H36ZM36 163H35V164H36ZM38 163H39V162H38ZM74 163H75V162H74ZM101 163H102V162H101ZM114 163H115V162H114ZM127 163H129V165H130V162H127ZM155 163H156V162H155ZM54 165H55V164H54ZM65 165H66V164H65ZM75 165H76V163H75ZM155 165H156V164H155ZM8 166H9V164H8ZM31 166H32V165H31ZM37 166H38V165H37ZM237 166H238V165H237ZM131 167H132V166H131ZM175 167H176V166H175ZM7 168H9V167H7ZM13 168H14V167H13ZM126 168H127V167H126ZM167 168H168V167H167ZM167 168H166V169H167ZM112 169H113V168H112ZM114 169H115V168H114ZM121 169H123V168H121ZM121 169H119V170H121ZM11 170H12V169H11ZM11 170H10V172H11ZM14 170H15V169H14ZM33 170H35V168H34ZM98 170H99V169H98ZM127 170H128V169H127ZM248 170H249V169H247V171H248ZM7 171H8V170H7ZM19 171H20V170H19ZM27 171H28V170H27ZM37 171H38V170H37ZM110 171H111V170H110ZM122 171H123V170H122ZM154 171H155V170H154ZM2 172H3V171H2ZM8 172H9V171H8ZM8 172H7V173H8ZM34 172H35V171H34ZM108 172H109V171H108ZM0 173H1V171H0ZM124 173H125V172H124ZM15 174H16V173H15ZM183 174H184V173H183ZM8 175H9V173H8ZM10 175H11V173H10ZM16 175H17V174H16ZM33 175H34V173H33ZM93 175H94V174H93ZM137 175H138V174H137ZM236 175H237V174H236ZM245 175H246V174H245ZM245 175H244V176H245ZM0 176H1V175H0ZM6 176H7V174H6ZM27 176H28V175H27ZM246 176H247V175H246ZM8 177L11 178L10 176H8ZM148 177L151 178L150 176H148ZM4 178H5V177H4ZM93 178H94V177H93ZM133 178H134V177H133ZM138 178H139V177H138ZM233 178H234V177H233ZM244 178H247V177L240 178V179H239L240 181H238V182L236 181L237 184L240 185V182L242 183V182L244 181V180H243ZM6 179H8V178H6ZM134 179H135V178H134ZM3 180H5V179H3ZM139 180H140V179H139ZM139 180H138V181H139ZM233 180H234V179H232L231 181L233 182ZM237 180H238V179H237ZM144 181H145V180H144ZM9 182H10V181H9ZM134 182H135V181H134ZM181 182H182V181H181ZM6 183H8V182H6ZM157 183H158V182H157ZM139 184H140V183H139ZM105 185H106V184H105ZM101 186H102V184H101ZM229 186H230V185H229ZM235 186H236V184L234 183V184L232 185V187H233L234 190H235ZM0 187H1V186H0ZM3 187H4V186H3ZM99 187H100V186H99ZM102 187H103V186H102ZM237 187H238V186H237ZM237 187H236V188H237ZM1 188H2V187H1ZM108 189H109V188H108ZM254 189H255V188H254ZM129 190H130V189H128L127 192H129ZM230 190H231V189H230ZM234 190H233V191H234ZM132 192H133V191H132ZM45 193H46V192H45ZM124 193L127 194L126 192H124ZM129 194H130V192L128 193L129 201H128V199L125 200V201L129 202V204H130V203H132V199H131V197H130ZM223 195H224V194H223ZM116 196H117V195H116ZM125 197H127V196H125ZM125 197H124V198H125ZM43 198H44V197H43ZM103 198H104V197H102V199H103ZM229 198H232V194H230V193L227 194L226 196L224 195V196L222 197L221 200H226L227 202H224V204H223L221 207H219L218 210L216 209V210H217L216 213H218V214H226V213H227L228 209H230V208H229V207H230V206H229L230 204L228 203ZM48 199H49V198H48ZM151 199H152V198H151ZM218 199H219V198H218ZM0 200H1V199H0ZM127 202H126V203H127ZM136 203H137V202H136ZM263 203H264V202H261L260 204L253 205L252 207L250 206V208L246 209L245 212H244L243 214H242V213H241V214H242V215H249V214H252V213H253V212H254V211H255L260 205H262ZM110 205H111V204H110ZM134 205H135V204H134ZM146 205H147V204H146ZM111 206H112V205H111ZM216 206H218V205L216 204ZM146 207H147V206H146ZM146 207H145V208H146ZM151 207H152V206H151ZM216 208H217V207H216ZM131 209H132V208H131ZM136 209H137V208H136ZM241 209H242V208H241ZM213 210H214V209H213ZM242 210H243V209H242ZM242 210H241V212H242ZM132 211H133V209H132ZM230 211H231V210H230ZM237 211H238V210H237ZM239 211H240V210H239ZM124 212H125V211H124ZM233 212H234V211H233ZM233 212H231V213H233ZM82 213H83V212H82ZM120 213H121V212H120ZM239 213H240V212H239ZM132 214H133L132 216L134 217L135 220L140 221V218H141V216H142V212H141V209H140V208H138L137 210H134ZM121 215H122V214H121ZM130 215H131V214H130ZM130 215H129V216H130ZM231 215H232V214H231ZM211 218H212V217H211ZM213 218H214V216H213ZM217 218H218V217H217ZM119 219H120V218H119ZM142 219H143V218H142ZM124 221H125V220H124ZM207 221H208V220H207ZM224 221H225V220H224ZM231 221H232V220H231ZM208 222H209V221H208ZM208 222H207V223H208ZM214 222H215V221L212 220V221L210 222V228H209L207 231H203V232L201 233L200 239H199V240L197 241V243H196L197 246H199V247H201V246L203 247V246H204L205 238L208 236V233H210L209 230H212V229L215 227V225H216V223L214 224ZM228 222H229V221H228ZM139 223H140V222H139ZM159 223H160V222H159ZM199 224H200V223H199ZM202 224H203V223H202ZM37 225H38V224H37ZM208 225H209V223H208ZM32 226H33V225H32ZM156 226H157V225H156ZM197 226H198V225H197ZM203 226H204V227L201 226L202 229H203V228L205 229V225H203ZM90 227H91V226H90ZM191 227H192V226H191ZM201 227H200V228H201ZM38 228H39V227H38ZM128 228H129V226H128ZM157 228H158V227H157ZM194 228H195V227H194ZM194 228H193V229H194ZM195 229H196V228H195ZM216 229H217V228H216ZM196 231H197V230H196ZM196 231H195V232H196ZM197 232H198V231H197ZM200 232H201V231H200ZM84 233H85V232H84ZM134 233H135V232H134ZM215 233H216V232H215ZM130 234H131V233H130ZM105 235H106V234H105ZM182 236H183V234H182ZM189 236H190V235H189ZM189 236H188V237H189ZM39 238H40V237H39ZM186 238H187V237H186ZM196 238H197V237H196V235H195V236H194V239H196ZM209 238H211V237H209ZM96 239H97V238H96ZM187 239H188V238H187ZM187 239H186V240H187ZM194 239H193V240H194ZM262 239H263V238H262ZM7 240H8V239H7ZM191 240H192V239H191ZM193 240H192V241H193ZM94 241H95V240H94ZM183 241H185V239L182 240V242H183ZM31 243H32V242H31ZM39 243H40V242H39ZM137 243H138V242H137ZM190 243H191V241H190ZM207 243H208V241H207ZM167 244H168V243H167ZM173 244H174V243H173ZM168 245H169V244H168ZM53 246H54V245H53ZM260 246H261V245H260ZM164 247H165V246H164ZM170 247H171V246H170ZM186 248H187V246H186ZM186 248H185V249H186ZM8 249H9V248H8ZM163 249H164V248H163ZM169 249H171V248H169ZM193 249H195V248H193ZM202 249H203V248H202ZM159 250H160V249H159ZM189 250H190V249H189ZM208 250H209V249H208ZM164 251H165V249H164ZM164 251H163V252H164ZM166 251L168 252V250H166ZM167 252H166V253H167ZM199 252H200V251H199ZM204 252H205V251H204ZM164 253H165V252H164ZM202 253H203V252H202ZM5 254H6V253H5ZM198 254H199V253H198ZM204 254H205V253H204ZM204 254H203V255H204ZM33 255H34V254H33ZM205 255H206V254H205ZM100 256H101V255H100ZM100 256H99V257H100ZM197 256H198V255H197ZM184 257H185V256H184ZM200 257H201V255H200ZM218 257H219V256H218ZM250 257H251V256H250ZM196 258H197V257H196ZM77 260H78V259H77ZM80 261H81V260H79V262H80ZM195 261H197V260H195ZM77 262H78V261H77ZM79 262H78V263H79ZM40 263H41V262H40ZM81 264H82V263H81ZM197 264H199V263H197Z\"/></svg>",
    "mask_w": 264,
    "mask_h": 264
}]
</instances>
